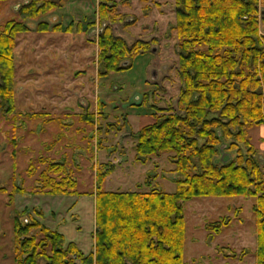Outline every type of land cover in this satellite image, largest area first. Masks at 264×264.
Here are the masks:
<instances>
[{
    "label": "trees",
    "instance_id": "16d2710c",
    "mask_svg": "<svg viewBox=\"0 0 264 264\" xmlns=\"http://www.w3.org/2000/svg\"><path fill=\"white\" fill-rule=\"evenodd\" d=\"M173 4L178 92L174 100L159 105L153 89L145 91L139 105L146 106L144 112L152 121L131 136L136 162L145 164L152 156L167 153L177 174L175 191L155 188L149 176L143 182L148 189L139 183L133 190H106L103 183L115 166L102 162L95 168L90 192L94 197L93 248L84 252L73 241H66L61 232L38 220L41 210L33 209L37 217L25 208L14 209L11 264H184L183 201L196 196L240 195L255 197L254 264H264V158L249 135L251 127L264 125V0H173ZM59 7L58 0H22L17 3L19 19L0 26L1 114L15 112L17 35L30 30L27 20ZM94 13L91 20L69 21L65 27L61 22L49 25L40 20L35 30L89 35L98 26L96 39H92L97 45L98 77L124 71L138 55L154 51L155 37L128 41L116 31L118 21L124 20V27L133 20L119 16L115 0H97ZM155 88L164 91L161 86ZM103 106L99 101L100 117H106ZM81 118L88 125L96 121L90 110ZM26 171L30 175L37 172L35 193H87L78 190V179L66 159L40 156ZM21 182L14 180L7 204L15 194L26 192ZM6 191L0 185V192ZM229 222V216H221L205 222L204 227L210 234H219ZM243 250L239 256L246 254Z\"/></svg>",
    "mask_w": 264,
    "mask_h": 264
},
{
    "label": "rangeland",
    "instance_id": "374dc122",
    "mask_svg": "<svg viewBox=\"0 0 264 264\" xmlns=\"http://www.w3.org/2000/svg\"><path fill=\"white\" fill-rule=\"evenodd\" d=\"M119 16L133 22L116 31L128 41L136 38L157 40L154 51L138 55L124 71L98 77V26L89 35L74 30L37 31L40 20L49 25L95 18L97 0H58L61 7L27 20L30 30L17 35L14 48V107L12 114L0 113V264H11V211H42L38 220L61 232L84 252L93 248L95 168L102 162L114 164L103 183L106 190H133L149 176L157 189L174 192L173 164L167 153L152 156L145 164L134 160L132 132L152 121L139 103L145 91L155 92L159 105L174 100L179 88L175 70L177 37L173 0H115ZM0 0V26L19 19L17 3ZM152 82L157 84H152ZM161 86L164 91H157ZM153 92V93H154ZM104 104L100 117L97 104ZM152 100L149 101L151 103ZM95 113L96 121L86 124L81 115ZM126 117V124H123ZM111 123L112 126H107ZM100 126V128H99ZM120 129H116L117 127ZM109 127V129H108ZM107 129V130H106ZM93 134L90 138L89 135ZM251 141L264 158V125L249 129ZM40 156L66 159L78 179L81 195H50L32 189L37 172L28 174L30 162ZM65 157V158H64ZM40 167V166H39ZM21 180L26 192L15 194L7 204V192ZM254 196H196L183 201L185 235L184 264H254ZM229 216L230 222L219 234L208 233L205 222ZM244 249V250H243ZM246 254H238L241 251ZM235 252L236 257L226 256Z\"/></svg>",
    "mask_w": 264,
    "mask_h": 264
},
{
    "label": "water",
    "instance_id": "95a60500",
    "mask_svg": "<svg viewBox=\"0 0 264 264\" xmlns=\"http://www.w3.org/2000/svg\"><path fill=\"white\" fill-rule=\"evenodd\" d=\"M227 158L228 157L226 155H223V157H222L223 160H227Z\"/></svg>",
    "mask_w": 264,
    "mask_h": 264
}]
</instances>
